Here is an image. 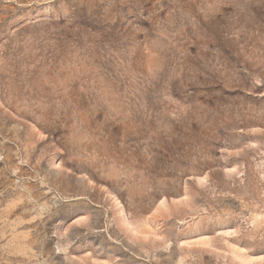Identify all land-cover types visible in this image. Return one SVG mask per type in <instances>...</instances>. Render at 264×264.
<instances>
[{
    "label": "rangeland",
    "instance_id": "1",
    "mask_svg": "<svg viewBox=\"0 0 264 264\" xmlns=\"http://www.w3.org/2000/svg\"><path fill=\"white\" fill-rule=\"evenodd\" d=\"M0 0V264H264V0Z\"/></svg>",
    "mask_w": 264,
    "mask_h": 264
},
{
    "label": "snow or ice",
    "instance_id": "2",
    "mask_svg": "<svg viewBox=\"0 0 264 264\" xmlns=\"http://www.w3.org/2000/svg\"><path fill=\"white\" fill-rule=\"evenodd\" d=\"M81 6L95 15L103 23L119 20L122 13L136 11V0H80Z\"/></svg>",
    "mask_w": 264,
    "mask_h": 264
}]
</instances>
